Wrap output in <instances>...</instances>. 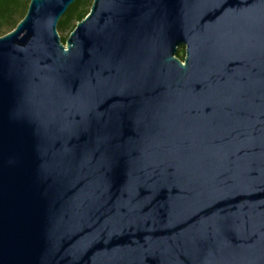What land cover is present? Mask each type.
Returning a JSON list of instances; mask_svg holds the SVG:
<instances>
[{
	"label": "water",
	"instance_id": "95a60500",
	"mask_svg": "<svg viewBox=\"0 0 264 264\" xmlns=\"http://www.w3.org/2000/svg\"><path fill=\"white\" fill-rule=\"evenodd\" d=\"M75 2L0 37V264H264V0Z\"/></svg>",
	"mask_w": 264,
	"mask_h": 264
},
{
	"label": "trees",
	"instance_id": "16d2710c",
	"mask_svg": "<svg viewBox=\"0 0 264 264\" xmlns=\"http://www.w3.org/2000/svg\"><path fill=\"white\" fill-rule=\"evenodd\" d=\"M94 0H76L60 19L58 30L76 28L90 12ZM31 0H0V37L16 28L26 16ZM67 39L62 42L66 44ZM179 54V53H178Z\"/></svg>",
	"mask_w": 264,
	"mask_h": 264
},
{
	"label": "rangeland",
	"instance_id": "374dc122",
	"mask_svg": "<svg viewBox=\"0 0 264 264\" xmlns=\"http://www.w3.org/2000/svg\"><path fill=\"white\" fill-rule=\"evenodd\" d=\"M58 31H59V34H60V36H61L62 39H63V38L68 39L69 36H70V34H71V32H72V29L68 28V29H65V30H58ZM185 56H186L185 47H182V48H180V50H179L178 57H179L182 61H184Z\"/></svg>",
	"mask_w": 264,
	"mask_h": 264
}]
</instances>
